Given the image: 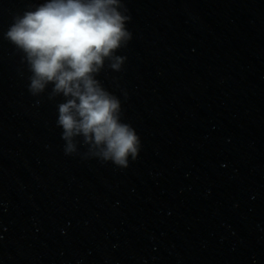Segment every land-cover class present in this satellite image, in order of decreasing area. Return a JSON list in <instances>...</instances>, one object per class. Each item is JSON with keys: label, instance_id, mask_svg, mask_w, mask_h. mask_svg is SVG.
<instances>
[{"label": "water", "instance_id": "95a60500", "mask_svg": "<svg viewBox=\"0 0 264 264\" xmlns=\"http://www.w3.org/2000/svg\"><path fill=\"white\" fill-rule=\"evenodd\" d=\"M41 0H0V264H264V0H125L104 86L141 137L126 168L65 154L51 87L4 37Z\"/></svg>", "mask_w": 264, "mask_h": 264}, {"label": "clouds", "instance_id": "9594fccd", "mask_svg": "<svg viewBox=\"0 0 264 264\" xmlns=\"http://www.w3.org/2000/svg\"><path fill=\"white\" fill-rule=\"evenodd\" d=\"M125 0H41L13 17L4 37L23 53L28 91L57 105L65 154L88 146V154L126 168L142 147L137 130L122 119L121 99L99 79L105 67L120 71L119 55L132 39Z\"/></svg>", "mask_w": 264, "mask_h": 264}]
</instances>
